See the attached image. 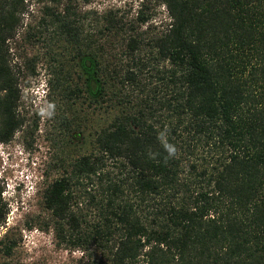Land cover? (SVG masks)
Wrapping results in <instances>:
<instances>
[{"label":"trees","instance_id":"obj_1","mask_svg":"<svg viewBox=\"0 0 264 264\" xmlns=\"http://www.w3.org/2000/svg\"><path fill=\"white\" fill-rule=\"evenodd\" d=\"M34 1L50 45L64 42L50 78L64 128L86 143L42 189L56 242L98 264H264V0H138L130 17L0 0L1 139L22 121L9 49L32 34ZM6 212L0 197V224Z\"/></svg>","mask_w":264,"mask_h":264},{"label":"rangeland","instance_id":"obj_2","mask_svg":"<svg viewBox=\"0 0 264 264\" xmlns=\"http://www.w3.org/2000/svg\"><path fill=\"white\" fill-rule=\"evenodd\" d=\"M137 4L138 0H90L84 8L118 9L119 14L130 17ZM155 9L158 23L165 16L164 8L156 6ZM42 13V4L32 2L25 16L26 21L35 25L32 34L24 38V26L20 27L9 49L10 64L17 72L21 94L16 112L22 121L8 139L0 138V152L12 163V167L7 165L6 169L10 179L27 172L30 181L27 187L15 192L14 180L8 185L0 180V197L7 210L0 224V237L7 230L6 238L16 240L9 254L3 251L4 241L0 240V264H98L97 250L92 247V251L84 252L60 245L52 228L45 224L47 210L42 205L43 187L63 173L64 148L79 152L85 149L86 143L77 129L69 132L64 128V91L50 86V78H55L53 68L61 67L64 77V42L59 39L50 45L48 31L39 25ZM29 62L35 64L33 75L26 71L25 64ZM71 73L72 81L80 82L76 71ZM46 99L50 101L48 105ZM39 104L44 106L40 110L42 115L35 112ZM93 104L98 113L102 109V97L98 96Z\"/></svg>","mask_w":264,"mask_h":264},{"label":"clouds","instance_id":"obj_3","mask_svg":"<svg viewBox=\"0 0 264 264\" xmlns=\"http://www.w3.org/2000/svg\"><path fill=\"white\" fill-rule=\"evenodd\" d=\"M37 92L38 91L36 90L35 93H37ZM2 156H3V154L0 152V180H1V182L6 183V185H8L9 182H12L14 180L15 184H14L13 188H14V190H16L15 192H17V190H22L25 187H27L28 181H30V179L27 175V172L23 173V174L20 173L21 175L19 174L18 176H14L13 179H10L11 176H9V174L6 173V169H7V165L12 167V163H11V161L10 162L8 161V157H6V160H5V157H2ZM1 160H3V161L1 162ZM38 179L41 182L40 177ZM21 185H23V186L21 187Z\"/></svg>","mask_w":264,"mask_h":264},{"label":"flooded vegetation","instance_id":"obj_4","mask_svg":"<svg viewBox=\"0 0 264 264\" xmlns=\"http://www.w3.org/2000/svg\"><path fill=\"white\" fill-rule=\"evenodd\" d=\"M88 81H90V80H88ZM49 102H50V101H49L48 99L45 100V104L48 105ZM47 105H46V107H47ZM42 107H44V106H43L42 104H39V109H36L35 112H36V113H39L40 115H42V112L40 111ZM48 108H49V106H48Z\"/></svg>","mask_w":264,"mask_h":264}]
</instances>
